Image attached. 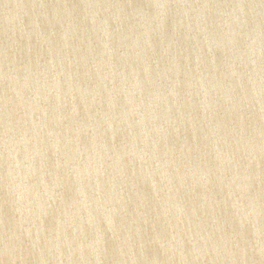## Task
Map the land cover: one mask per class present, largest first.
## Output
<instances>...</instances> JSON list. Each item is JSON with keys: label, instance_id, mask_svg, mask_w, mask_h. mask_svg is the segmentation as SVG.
I'll use <instances>...</instances> for the list:
<instances>
[{"label": "water", "instance_id": "95a60500", "mask_svg": "<svg viewBox=\"0 0 264 264\" xmlns=\"http://www.w3.org/2000/svg\"><path fill=\"white\" fill-rule=\"evenodd\" d=\"M0 264H264V0H0Z\"/></svg>", "mask_w": 264, "mask_h": 264}]
</instances>
